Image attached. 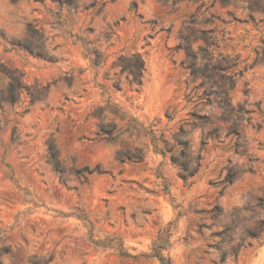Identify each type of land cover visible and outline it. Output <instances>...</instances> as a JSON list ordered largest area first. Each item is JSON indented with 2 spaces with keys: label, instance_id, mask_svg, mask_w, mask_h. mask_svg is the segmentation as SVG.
Masks as SVG:
<instances>
[{
  "label": "rangeland",
  "instance_id": "rangeland-1",
  "mask_svg": "<svg viewBox=\"0 0 264 264\" xmlns=\"http://www.w3.org/2000/svg\"><path fill=\"white\" fill-rule=\"evenodd\" d=\"M263 197L264 0H0L2 264H160L166 230L172 264H264Z\"/></svg>",
  "mask_w": 264,
  "mask_h": 264
},
{
  "label": "trees",
  "instance_id": "trees-1",
  "mask_svg": "<svg viewBox=\"0 0 264 264\" xmlns=\"http://www.w3.org/2000/svg\"><path fill=\"white\" fill-rule=\"evenodd\" d=\"M189 50V49H188ZM188 54L190 56L191 53H189L190 51H188ZM195 59V57H194ZM96 61L100 62L99 56L96 55ZM136 77L135 79L130 82V84L132 85L133 82H135L137 79L139 80V85H142V79L144 76V72L146 71L145 69V64L143 62L138 63L137 67H136ZM100 87H103L102 85H99ZM117 88H119V85L117 86ZM14 88L12 89V100H14ZM107 103V108H100L97 109L95 111V114L98 116H102L104 111L106 109L110 110L113 113H118L120 111L119 107L115 104H111L110 100L106 101ZM122 118L124 120H126L125 115H121ZM170 117V116H169ZM198 119H202L201 117H197ZM197 121L194 122V125H196ZM128 128L132 129V130H136L139 131L142 135L144 136H152V141H153V146H154V151L158 154H162L163 156H166L167 153H171L173 152V150L171 148H169V142L168 140L164 139L162 136L158 137L156 135L157 130L154 129L152 127V124L149 125L148 127H144L142 124H140L137 119L135 118H129L128 120ZM122 130H118L116 125H113L112 122H110L107 126H100L97 132V136L99 138V140H104V138L106 137H112L114 134L119 135V132ZM53 148L50 150L51 154H52ZM52 157L55 158V156L52 154ZM174 164H176V160L173 159ZM6 167L9 170V174L11 176V179L14 182H17L15 177H14V173L12 168L6 164ZM181 176L183 178L184 181H188L195 173H187V168L185 165H182L181 168ZM159 177H162L161 173H158ZM261 206L262 209L264 211V197L261 198ZM260 231L263 233L264 232V221H262L260 228ZM259 235L255 234L254 237H257ZM91 242L93 244H95L96 246L102 247V248H107L109 246H111L114 241L116 240L115 238H107L106 241L102 242V241H96L94 239H92L91 237ZM170 237H169V230L163 231L161 232L158 237L157 240L153 243L152 248H151V253L149 255H146L145 257H151V258H155L157 259L160 264H172L171 258L165 256L164 251L167 250L170 246ZM2 252L4 254L7 253V250L5 248H2ZM119 252L121 255L123 256H127V257H133L131 254H129L124 248L123 245H120L119 247ZM0 264L1 263V259H0Z\"/></svg>",
  "mask_w": 264,
  "mask_h": 264
}]
</instances>
